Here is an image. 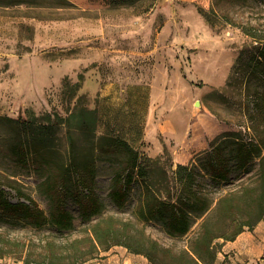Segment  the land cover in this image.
<instances>
[{
    "label": "rangeland",
    "instance_id": "obj_1",
    "mask_svg": "<svg viewBox=\"0 0 264 264\" xmlns=\"http://www.w3.org/2000/svg\"><path fill=\"white\" fill-rule=\"evenodd\" d=\"M26 1L0 6V118L41 116L53 109L64 115L63 93H78L90 108L99 110L97 135L127 140L161 190L178 164L193 161H182V156L189 157L224 132H245V90H263L252 73L258 69L259 50L241 57L252 40L231 20L264 35V0H224L214 25L200 14L201 8L211 9L212 0ZM6 135L0 121L2 150ZM0 163L15 182L10 183L13 188L5 187L9 198L27 202L20 199L22 192L48 214L49 201L39 191L38 176L2 156ZM116 168L117 163H98L97 191L105 208L91 222L81 219L73 202L68 203L75 217L70 231L0 220V245L12 252L0 257V264H25L18 259L20 245L30 255L29 264H78L80 251L73 246L79 244L73 242L110 218L132 224L138 234L143 232L162 247L186 249L197 228L174 238L160 224L138 219L141 183L134 185L123 208L112 202ZM257 169L252 165L246 172L238 171L231 182L215 184L213 190L226 192L253 178ZM254 229L233 241L220 240L215 264H264V241ZM46 243L52 248L51 259L41 257ZM80 246L88 250L84 241ZM83 264L151 263L117 245Z\"/></svg>",
    "mask_w": 264,
    "mask_h": 264
},
{
    "label": "trees",
    "instance_id": "obj_2",
    "mask_svg": "<svg viewBox=\"0 0 264 264\" xmlns=\"http://www.w3.org/2000/svg\"><path fill=\"white\" fill-rule=\"evenodd\" d=\"M24 3L28 2L0 0V6L4 7ZM224 4V0H212L209 11L201 8L206 23L215 24ZM231 21L252 40L251 46L242 50L241 57L249 50H259L258 69L252 73L256 72L263 90L253 93L248 87L245 90L249 122L245 132L220 134L189 164H178L161 190L154 184V176L141 161L139 152L127 140L97 135L98 108H90L85 97L77 96L78 93L71 96L64 92V115L53 109L41 116L30 113L17 119L0 118L7 130L3 138L5 150L0 149V156L17 167L32 170L40 179L39 191L50 205L46 214L33 198L22 192L19 197L27 202H13L5 187H12L10 183L15 182L0 163V220L32 227L51 225L60 231H70L75 228V217L68 203L73 202L81 219L91 222L105 208L97 191L98 163H117L110 198L118 208L125 206L134 185L141 183L139 220L160 224L174 238L185 237L194 228L196 235L186 249L175 251L162 247L143 232L138 234L132 224L113 218L101 220L90 228L85 239L73 242L79 244L73 246L80 251L77 263L83 264L118 245L143 255L151 264H215L220 240L233 241L264 220V35L254 26ZM252 165L258 167L253 178L226 192L213 190L215 184L231 182L234 173L246 172ZM83 241L88 247L86 251L80 246ZM20 247L18 259L29 264L30 255L25 254L24 245ZM42 249L45 252L41 257L51 259L50 244L42 245ZM10 253V248L0 245V257Z\"/></svg>",
    "mask_w": 264,
    "mask_h": 264
},
{
    "label": "crops",
    "instance_id": "obj_3",
    "mask_svg": "<svg viewBox=\"0 0 264 264\" xmlns=\"http://www.w3.org/2000/svg\"><path fill=\"white\" fill-rule=\"evenodd\" d=\"M212 140V139H211ZM211 140H209V141H211ZM209 141H206L205 142V144H204V146H203V148L201 149V150H197V151H193L192 153H190V155H189V157L187 156H182L183 158H181V160L182 161H185V160H189V162L192 160V158L195 156V155H197V154H199V153H201V152H203V151H205V150H207L208 148H209ZM183 163V162H182ZM250 233H251V231H250ZM254 233L255 234H258V233H261L262 235L260 236L261 237V239H262V241H264V220L263 221H261L256 227H255V229H254Z\"/></svg>",
    "mask_w": 264,
    "mask_h": 264
},
{
    "label": "water",
    "instance_id": "obj_4",
    "mask_svg": "<svg viewBox=\"0 0 264 264\" xmlns=\"http://www.w3.org/2000/svg\"><path fill=\"white\" fill-rule=\"evenodd\" d=\"M196 106H200V102H196Z\"/></svg>",
    "mask_w": 264,
    "mask_h": 264
}]
</instances>
